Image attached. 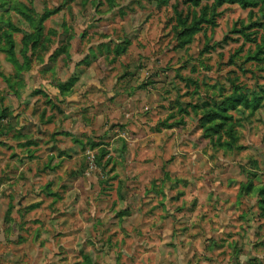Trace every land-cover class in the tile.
<instances>
[{
  "label": "rangeland",
  "instance_id": "obj_1",
  "mask_svg": "<svg viewBox=\"0 0 264 264\" xmlns=\"http://www.w3.org/2000/svg\"><path fill=\"white\" fill-rule=\"evenodd\" d=\"M240 1L0 0V264H264Z\"/></svg>",
  "mask_w": 264,
  "mask_h": 264
},
{
  "label": "trees",
  "instance_id": "obj_2",
  "mask_svg": "<svg viewBox=\"0 0 264 264\" xmlns=\"http://www.w3.org/2000/svg\"><path fill=\"white\" fill-rule=\"evenodd\" d=\"M193 1H194V0H193ZM197 1H199V0H196V2H197ZM215 1H216V0H215ZM235 1H239V2H242V1H240V0H235ZM219 3H220V2H219Z\"/></svg>",
  "mask_w": 264,
  "mask_h": 264
}]
</instances>
